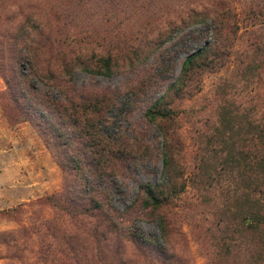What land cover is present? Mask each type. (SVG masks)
Instances as JSON below:
<instances>
[{"label": "rangeland", "instance_id": "rangeland-1", "mask_svg": "<svg viewBox=\"0 0 264 264\" xmlns=\"http://www.w3.org/2000/svg\"><path fill=\"white\" fill-rule=\"evenodd\" d=\"M257 6L264 0H0V264H264V222L253 218L264 221V194L250 189L264 176L225 146L244 149L241 114L264 124ZM221 46L175 97L186 58ZM19 72L53 103L96 104L88 115L99 111L105 139L125 145L122 168H86L77 129L58 138L38 117L25 122L22 105L42 97L24 92ZM160 102L172 119L147 117ZM158 184L173 192L169 205L146 209L143 188ZM160 215L158 253L138 235L160 238Z\"/></svg>", "mask_w": 264, "mask_h": 264}, {"label": "trees", "instance_id": "trees-1", "mask_svg": "<svg viewBox=\"0 0 264 264\" xmlns=\"http://www.w3.org/2000/svg\"><path fill=\"white\" fill-rule=\"evenodd\" d=\"M252 12L254 17H257L264 21V9L262 7L257 6V8H252ZM262 26H264V22L262 23ZM222 47L223 46L214 51L212 48L206 47L201 51L189 55L186 58L182 66L181 77L179 78V80H177V82L171 89L175 97L179 98L184 94L186 86L188 82H190V77L193 71L199 69L202 64L212 63L215 58L218 59V57L222 54ZM104 64V68L106 70L105 74L110 75V61L105 60ZM18 75L19 78H21L27 85H29L24 88V92H26L27 89L32 90L37 94L38 97H42L41 102L35 101L34 106L28 105L26 103L22 105V110L25 113V118L23 120L25 122L29 117H38V120L46 123L48 127H52L53 134L58 138L63 137L61 130L77 129L73 137L76 136L75 140L78 138V141L81 142L82 147H78L77 152L82 155L86 168H90L94 171L107 169L110 172L120 170L122 168L123 161L125 159V145L119 143V140H116L113 137H107L108 139H105L102 130L99 128L100 123H102L99 111L95 112L99 117L98 119L95 116L88 115L89 110H95L99 108L96 104L90 101H84L78 107L77 105H74L70 100L66 101V103H64L63 105H60L56 102L53 103L44 92H39L38 90H36L32 82H28V77L26 75H24L22 72H19ZM162 102L156 104L155 110H150L147 113V117L149 119L155 120L157 118H173L174 112L171 109H167L164 106L160 107ZM48 114L53 115V118L48 117ZM55 117L64 118L65 122L63 124H60L54 121ZM249 119L250 118L245 114H241L239 117V120L241 121V124L243 126L239 132V145H242L244 149L240 147L241 150L237 154V145L228 143L225 146L229 149L232 155V160H236L240 164V166L243 165V167H252L257 172L262 173L264 176V124L259 120L254 119H250V122ZM247 123H249L248 127L246 126ZM39 127L40 130H42L41 126ZM248 144H250V152L245 150ZM89 151L94 154V157L86 158V155ZM96 156H99V158H97ZM163 163L164 167L166 168V171H164V178L169 180L170 162L167 153L164 154ZM254 188L256 189L250 187L254 195L259 196L264 194V182L261 183L260 178L256 179ZM143 191L145 194V208L158 211L169 205V197H171V194H173V192H167L166 188L162 184L144 187ZM61 197L62 195L56 197L54 196V199H60ZM245 197L249 200H252L250 195H247ZM253 201L256 202L259 206L262 204L261 200L255 199ZM91 202H95L97 208L100 207L97 201L91 200ZM113 210L116 212L114 208ZM259 216L260 215L256 213L253 217L254 220H260L261 222H264L263 220H261V218H259ZM155 223H157L158 228L161 230L160 238L142 234L138 235V241L143 246L154 248L158 251V253L160 252L159 250L165 252V238L167 237V227L165 226V219L162 215H160L157 219H155ZM252 228L253 227L251 225L243 226V233L251 231ZM261 260L264 263V253L261 256Z\"/></svg>", "mask_w": 264, "mask_h": 264}]
</instances>
